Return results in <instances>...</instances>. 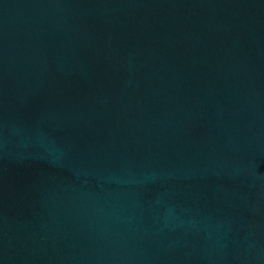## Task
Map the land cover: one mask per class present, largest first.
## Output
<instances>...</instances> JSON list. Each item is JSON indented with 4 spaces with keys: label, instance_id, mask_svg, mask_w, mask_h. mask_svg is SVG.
I'll use <instances>...</instances> for the list:
<instances>
[{
    "label": "water",
    "instance_id": "water-1",
    "mask_svg": "<svg viewBox=\"0 0 264 264\" xmlns=\"http://www.w3.org/2000/svg\"><path fill=\"white\" fill-rule=\"evenodd\" d=\"M0 264H264V0H0Z\"/></svg>",
    "mask_w": 264,
    "mask_h": 264
}]
</instances>
